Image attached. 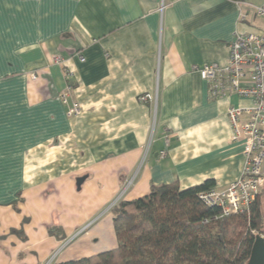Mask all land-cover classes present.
Masks as SVG:
<instances>
[{
	"label": "crops",
	"instance_id": "obj_1",
	"mask_svg": "<svg viewBox=\"0 0 264 264\" xmlns=\"http://www.w3.org/2000/svg\"><path fill=\"white\" fill-rule=\"evenodd\" d=\"M263 3L0 0V264L116 247L107 207L127 180L121 200L152 184L235 180L242 144L231 140L226 109L250 101L210 95L193 66L224 65L235 32L264 36V17L252 13ZM67 80L81 106L74 117L58 98ZM145 93L156 99L139 100Z\"/></svg>",
	"mask_w": 264,
	"mask_h": 264
},
{
	"label": "trees",
	"instance_id": "obj_2",
	"mask_svg": "<svg viewBox=\"0 0 264 264\" xmlns=\"http://www.w3.org/2000/svg\"><path fill=\"white\" fill-rule=\"evenodd\" d=\"M213 186L212 179L186 188L177 182L152 184L148 193L120 200L110 210L116 247L52 264H246L255 235L263 232L264 187L248 213L213 219L218 208L198 197ZM47 230L66 237L60 225Z\"/></svg>",
	"mask_w": 264,
	"mask_h": 264
},
{
	"label": "built area",
	"instance_id": "obj_3",
	"mask_svg": "<svg viewBox=\"0 0 264 264\" xmlns=\"http://www.w3.org/2000/svg\"><path fill=\"white\" fill-rule=\"evenodd\" d=\"M252 11L254 15L264 17V3L253 6ZM247 16L246 12L241 14L243 19ZM79 58L83 60L82 56ZM54 60L62 63L60 57H54ZM193 69L207 82L210 95H236L250 101L247 105H229L226 109L231 140L242 144L243 164L239 176L224 188L211 187L198 193L204 204L218 208L213 219L248 213L264 187V36L254 32H235L224 65L207 62L200 67L193 66ZM64 75L68 79L70 72L64 70ZM71 90L72 84L67 80L65 89L58 95L67 107L68 117L81 112L80 104L70 99ZM138 99L146 102L154 101L156 97L145 93ZM130 182H126L125 187ZM116 203L114 200L107 210Z\"/></svg>",
	"mask_w": 264,
	"mask_h": 264
},
{
	"label": "water",
	"instance_id": "obj_4",
	"mask_svg": "<svg viewBox=\"0 0 264 264\" xmlns=\"http://www.w3.org/2000/svg\"><path fill=\"white\" fill-rule=\"evenodd\" d=\"M85 176L77 177L76 186L80 188V185L84 181ZM246 264H264V236L262 234H256L251 250L249 258Z\"/></svg>",
	"mask_w": 264,
	"mask_h": 264
},
{
	"label": "rangeland",
	"instance_id": "obj_5",
	"mask_svg": "<svg viewBox=\"0 0 264 264\" xmlns=\"http://www.w3.org/2000/svg\"><path fill=\"white\" fill-rule=\"evenodd\" d=\"M128 181H129V180H127L126 182H128ZM126 182H125V183H126ZM125 183H124L123 188L125 187ZM131 183H132V181H131L129 184L126 185V187L124 188V189H125L124 192L122 191V190H123V189H122V190L120 191V193H122V192L125 193V192L129 189ZM120 193H118V195H117V196L115 197V199H114L116 202H119V201L122 199L123 194H122L120 197H118V196L120 195ZM114 200H113L112 202H114ZM112 202H111V203H112ZM111 203H110V204H111ZM110 204H109V205H110ZM109 205H108V206H109ZM259 205H260V209H261V211H262V216H263V232H262V233H264V189L261 191V193H260V195H259ZM112 207H113V206H112ZM112 207L109 208V209L111 210ZM99 227H100V226H99L98 224L95 225V226H93V227H91V229H89L90 232H87V234L91 235V234L95 233L96 230L99 229ZM89 230H88V231H89ZM76 234H77V233H76ZM95 239H96V237H94L93 240L95 241ZM97 242H98V241H95V242H93V243H94V244H97ZM68 243H69V242H68ZM69 245H70V244H69ZM72 245H73V244H71V245L68 246V247L64 245V246H62V247H63L64 249L68 250L67 252H69L70 254H72L73 249H74ZM86 247H87V246H86ZM86 247L84 248L85 250H87ZM60 250H61V248L59 249V251H60ZM59 251H58V252H59ZM58 252H55V253H56V254H54L55 257L58 255V254H57Z\"/></svg>",
	"mask_w": 264,
	"mask_h": 264
}]
</instances>
